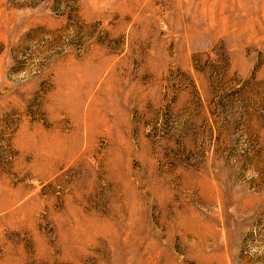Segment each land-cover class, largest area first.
Instances as JSON below:
<instances>
[{"label":"rangeland","instance_id":"obj_1","mask_svg":"<svg viewBox=\"0 0 264 264\" xmlns=\"http://www.w3.org/2000/svg\"><path fill=\"white\" fill-rule=\"evenodd\" d=\"M0 264H264V0H0Z\"/></svg>","mask_w":264,"mask_h":264},{"label":"bare ground","instance_id":"obj_2","mask_svg":"<svg viewBox=\"0 0 264 264\" xmlns=\"http://www.w3.org/2000/svg\"><path fill=\"white\" fill-rule=\"evenodd\" d=\"M99 122V121H98Z\"/></svg>","mask_w":264,"mask_h":264}]
</instances>
